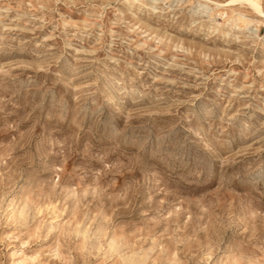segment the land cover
Masks as SVG:
<instances>
[{"label": "rangeland", "instance_id": "1", "mask_svg": "<svg viewBox=\"0 0 264 264\" xmlns=\"http://www.w3.org/2000/svg\"><path fill=\"white\" fill-rule=\"evenodd\" d=\"M231 1L0 0V264H264V15Z\"/></svg>", "mask_w": 264, "mask_h": 264}, {"label": "bare ground", "instance_id": "2", "mask_svg": "<svg viewBox=\"0 0 264 264\" xmlns=\"http://www.w3.org/2000/svg\"><path fill=\"white\" fill-rule=\"evenodd\" d=\"M239 2H244V3L249 4L256 12L264 15V13L261 11L259 3L256 0H232L230 3L234 4V3H239Z\"/></svg>", "mask_w": 264, "mask_h": 264}]
</instances>
